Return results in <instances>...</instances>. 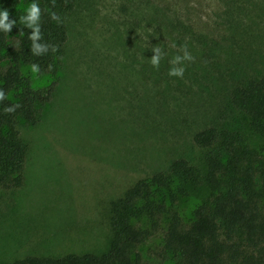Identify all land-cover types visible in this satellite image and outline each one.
<instances>
[{"label":"rangeland","instance_id":"374dc122","mask_svg":"<svg viewBox=\"0 0 264 264\" xmlns=\"http://www.w3.org/2000/svg\"><path fill=\"white\" fill-rule=\"evenodd\" d=\"M66 24L57 73L22 66L35 86L59 85L42 120L20 126L29 154L24 185L0 188V263L105 251L111 201L177 158L204 166L195 134L243 128L231 92L264 76V0H76ZM182 46L194 59L169 76ZM152 47L165 54L158 69ZM197 199L181 201L185 219Z\"/></svg>","mask_w":264,"mask_h":264},{"label":"trees","instance_id":"16d2710c","mask_svg":"<svg viewBox=\"0 0 264 264\" xmlns=\"http://www.w3.org/2000/svg\"><path fill=\"white\" fill-rule=\"evenodd\" d=\"M33 2L40 17L21 22ZM75 6L76 0H0V10L9 11L5 23L16 21L8 32L0 26V188L24 185L29 147L20 126L42 120L59 85L55 79L35 86L22 66L36 64L41 73L61 69L66 16ZM230 97L244 127L199 130L194 140L205 151L204 166L177 158L167 171L139 179L112 200L113 234L105 251L28 255L0 264H264V76L236 86ZM192 195L198 202L185 219L181 201ZM161 227V248L148 257L143 247Z\"/></svg>","mask_w":264,"mask_h":264},{"label":"clouds","instance_id":"9594fccd","mask_svg":"<svg viewBox=\"0 0 264 264\" xmlns=\"http://www.w3.org/2000/svg\"><path fill=\"white\" fill-rule=\"evenodd\" d=\"M54 2V0H53ZM28 15L25 18L24 16L20 17L21 22L24 21L25 19H27V21L34 23L39 17H40V8L37 6V3L33 2L31 3L28 8L26 9ZM9 16V11L7 9L4 10H0V26H2L4 28L5 32H8L10 30V28L16 24V21L13 20L9 23H5V21H7ZM52 18L53 19H59L58 16L56 15V13H52ZM32 23H29V27L32 26ZM37 33H38V29H36L33 32V35L31 37V39L35 40L37 38ZM56 49L54 48L53 51H55ZM152 50L154 52H156L157 54L152 56L150 58V63L153 67L155 68H159V64H160V60L162 59V57L165 55L162 51L161 48L159 47H152ZM181 51L183 53V55H176L171 61L170 63L172 64V67L169 69L168 75L169 76H174V77H179V78H183L184 75V71L185 68L182 67L181 65L185 62V61H192L194 59V57H192V55L188 52L187 47L186 46H182ZM31 70L33 73H38L40 71V68L36 65V64H32L31 65ZM4 92L0 91V99H4ZM15 107H19V105L15 106ZM15 110L14 107H7L5 109L6 112H13Z\"/></svg>","mask_w":264,"mask_h":264}]
</instances>
